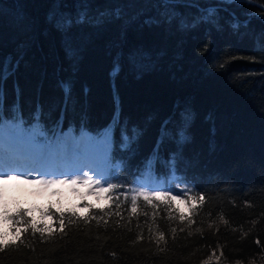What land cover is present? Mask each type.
Segmentation results:
<instances>
[{"label": "trees", "instance_id": "16d2710c", "mask_svg": "<svg viewBox=\"0 0 264 264\" xmlns=\"http://www.w3.org/2000/svg\"><path fill=\"white\" fill-rule=\"evenodd\" d=\"M65 2L71 6L73 0ZM158 2L94 0L93 6L124 4L130 15L143 10V20L156 15ZM188 2L182 0L175 10L196 13V8L182 6ZM198 3L218 8L222 31H208V24L181 32L175 24L141 27L137 22L128 27L118 49L111 45L119 41L123 21L115 20L94 33L78 57L70 60L61 33L46 23L51 0H0V65L7 57L15 64L23 54L3 82L0 110L5 123L18 115L16 122L23 121L28 129L36 123L39 108V123L46 133L41 142L54 147L69 130L77 140L82 131L87 132L94 139L85 141L84 155L97 157L103 154L94 145L118 115L107 167L112 171L119 164L115 174L130 182L140 177L162 122L169 117L178 120V113L187 108L192 114L187 129L190 141L178 147L165 139L153 176L172 183L171 170L161 159L169 161L179 153L176 176L188 182L181 187H194L192 196L207 193L206 202L191 213L192 223L181 221L165 202L144 201L130 183L124 185V192L114 190L111 207L96 204L82 193L77 202L58 193L39 203L12 198L0 204V234L7 233L5 238L11 242L0 250V264H260L264 256V183L260 182L264 180V47L257 45H264V0L243 5H221L219 0ZM230 12L241 21L253 15L247 27L234 33L227 23ZM140 46L149 57L139 59V66L133 68L128 54ZM118 51L123 52L121 70L113 78ZM61 82H70L67 105ZM133 126L142 133L132 145L134 155L120 147L122 129L131 134ZM67 151L82 152L73 143L59 151L62 158ZM132 196L137 198L136 214L131 213ZM245 202L252 206L245 207ZM50 208L58 210L54 222L42 216ZM179 208L187 212L186 205ZM21 209H27L25 217L40 226L50 224L52 234L41 236L29 228L21 235L22 243L13 242L11 229L16 226L4 215L13 216ZM160 234L165 237L162 241Z\"/></svg>", "mask_w": 264, "mask_h": 264}, {"label": "snow or ice", "instance_id": "6c2138e0", "mask_svg": "<svg viewBox=\"0 0 264 264\" xmlns=\"http://www.w3.org/2000/svg\"><path fill=\"white\" fill-rule=\"evenodd\" d=\"M182 0H159L156 4L157 13L155 16H145L143 20L141 17L144 16L143 10L139 12H135L133 14H129L124 4L116 3L114 6H106V7H94V0H73L71 6L65 2V0H51L49 11L46 15V23L53 27L56 31L61 33L62 37V47L64 48L65 55L70 60H75L83 45L91 39V36L94 33H98L102 30L108 23L115 20H122L123 23L121 25L120 37L119 41L114 42L111 47L120 48L121 44L124 42L125 34L130 25L133 23H140V26H153L159 25L161 23H167L169 27L173 24L176 25L177 31L188 32L198 28L201 24H208L211 27L208 31H211L212 28H215L217 31H222L223 26L219 23V15L218 8L213 6L202 7L198 0H189L188 3H183L184 7H194L197 9L196 13H188L184 14L177 10H175L178 6L181 5ZM221 5L224 4H237L243 5L245 3H252L253 0H219ZM71 7V10H66ZM163 8L164 11H160ZM227 11V9H225ZM229 15L232 17L227 23L229 27L233 30L234 33H239V29L241 27H247L248 23H250L252 15L248 14L247 20L241 21L238 17L235 16V13L230 12ZM85 29H89L90 31L85 32ZM45 35H47V31H45ZM261 38H264V33H261ZM258 48L264 47V45H257ZM159 55H163V52H160ZM123 56L122 51H118L115 59L114 66L111 71V75L114 78L121 70L120 60ZM149 57V53L140 46L138 48L133 49L128 54V59L130 63L133 65V68L138 67V60L145 59ZM23 58V54L19 59L15 61V64L12 62L11 57L5 58L2 65H0V103L3 100V82L8 78L9 75H12L15 69L19 66L20 59ZM11 66V67H10ZM220 67L223 68L224 64L221 63ZM61 87L65 94V105H67L68 100L70 98V82H61ZM17 88V92H18ZM179 119L173 120L172 117L165 119L160 127L159 137L156 142V146L150 157H147L143 161V171L140 173L139 178H134L132 181L124 180L118 177L115 174V169L119 168L120 165H115V168L112 171L108 170L107 167V157L109 151L112 146V131L115 125L118 122V115L114 117L112 124L103 130L101 133V139L96 141L94 145V150L97 152H102L105 158V167L101 169L99 172H95L93 169H89L90 172H93L92 177H88L87 173L84 172L83 168H75L74 170L68 172H59L61 176H68L69 180L63 179H50V180H39V183L52 184V183H66L71 182L72 184L83 183L89 188H91L93 184V178L95 177V184L98 187V191L96 193L97 198L104 199V207H111V201L114 198L112 193L114 190H118L119 192H124V185L132 184L135 189H147V191L140 192V195L143 197V200L146 202L162 201L167 204V206L171 209L172 213H178L179 219L184 221L190 220L191 213L195 211L198 207L202 206L203 203L206 202V195L197 194L196 196L189 195V193L193 192L194 187H181V185H187V181L181 180L176 176V161L179 158V153H174L169 161H164L161 159V163L165 164L171 170V181L161 182L156 180L153 176L154 166L159 158V149L161 144L165 139H170L174 141V143L180 147L183 146L186 142L190 141V136L188 135V127L192 120L191 112L185 108L183 111L178 113ZM35 120L36 123L32 124V126L28 129H25L23 125V121L17 123L16 121L20 120L18 115H14L12 117V122L5 123L4 122V113L0 110V134L7 133V135L13 139L22 141L24 147H26L29 151L36 152L43 156L46 152H57L66 150L71 140L75 144H79L80 142L91 141L94 138L90 137L87 132H81L79 140L72 137L71 130L69 132L64 133L63 137L57 141L55 147L49 145L45 142H41L39 140L40 137H45L46 133L42 129L39 119H40V110L36 109L35 112ZM151 119V117H149ZM172 123L173 128L169 129L168 125ZM129 130L122 129L121 132V149L123 151L129 152L132 155L135 154L132 145L137 141L138 137L142 134L140 129L133 126ZM33 170H29L27 172H22L20 175H29ZM40 175H44L45 172H39ZM51 175H56L54 172H50ZM0 175L8 176L7 172H0ZM86 177L85 179H72V177ZM11 178V177H10ZM264 183V180L260 181ZM106 185V187L101 186ZM119 188L117 189V186ZM107 194V195H104ZM196 201L195 205H192L190 201ZM119 201H117L118 203ZM172 202H177L176 207H172ZM233 205H235V201H231ZM183 204L187 206V212L181 210L179 205ZM245 207H251L250 202H245ZM86 208H91L90 205H84ZM103 210V208L101 209ZM27 209L19 210L15 215L9 216L7 213L4 215V219L12 220L13 224L16 227L20 228V231H16V227H13L11 230L15 233L13 236L14 241H20L21 235L27 231L29 228L34 233H40L43 236L45 233L52 234L53 228L50 224L47 227L40 226L38 222L34 218L25 217V212ZM58 211V210H57ZM57 211H53L51 208L42 213V216H47L50 218V221L54 222V218L57 216ZM137 209V198L136 196L131 197V213L136 214ZM119 215V211L116 213ZM59 215L63 217L65 215L64 212H60ZM72 216H76L75 212L71 213ZM30 216V213H29ZM19 218V219H17ZM221 220L227 224L228 222L221 217ZM64 223L61 220L60 230L63 232ZM173 233H175V229H173ZM7 233L0 234V250H3L6 247L11 246V242L6 239ZM164 235H159V240H164ZM205 264H209L208 261Z\"/></svg>", "mask_w": 264, "mask_h": 264}, {"label": "rangeland", "instance_id": "374dc122", "mask_svg": "<svg viewBox=\"0 0 264 264\" xmlns=\"http://www.w3.org/2000/svg\"><path fill=\"white\" fill-rule=\"evenodd\" d=\"M9 141L8 145L0 144V149L4 148L7 151L0 150V172H7L9 175H0V204L4 201H9L12 198L18 197L25 203L37 201L45 202L49 198H53L58 194H63L64 198H69V200L78 201L81 197V193L90 201L96 204H101L104 202L103 198H97L98 187L95 184V177L93 178V184L91 188L83 183L72 184L71 182L66 183H52L45 184L39 183V180H50V179H63L69 180L68 176H61L59 172H68L74 170L75 168H83L84 172L87 173L88 177L93 176V172L89 169H93L95 172H99L102 169L101 164L105 163L104 156H91L84 155V148L87 143H79L77 146L82 152L73 153L72 151H67L68 153H63L65 155L61 157V152H46L41 156L40 154L29 151L24 147L22 141L13 139L7 135V133L0 134V142ZM18 144L22 148V152L15 151L11 146ZM73 144L70 140L69 145ZM55 147V145H54ZM100 155V154H96ZM54 163H57L53 165ZM86 163V164H82ZM29 170L31 173L29 175H20L22 172H27ZM39 172H45L44 175H40ZM50 172L56 173V175L49 174ZM11 177V178H10ZM86 177H72V179H85ZM104 186V185H101ZM133 189L138 193L147 191V189ZM105 195V194H104ZM183 207L182 204H180Z\"/></svg>", "mask_w": 264, "mask_h": 264}, {"label": "clouds", "instance_id": "9594fccd", "mask_svg": "<svg viewBox=\"0 0 264 264\" xmlns=\"http://www.w3.org/2000/svg\"><path fill=\"white\" fill-rule=\"evenodd\" d=\"M48 220L50 221V218H48ZM97 223H100V221H98ZM47 225H48V223L46 222L45 223V226L47 227ZM259 260H260V264H264V256H261L259 258ZM236 264H241V262L240 261H237ZM250 264H254V262H250Z\"/></svg>", "mask_w": 264, "mask_h": 264}, {"label": "bare ground", "instance_id": "6f19581e", "mask_svg": "<svg viewBox=\"0 0 264 264\" xmlns=\"http://www.w3.org/2000/svg\"><path fill=\"white\" fill-rule=\"evenodd\" d=\"M0 150H2V151H7V150H5L4 148H1Z\"/></svg>", "mask_w": 264, "mask_h": 264}]
</instances>
